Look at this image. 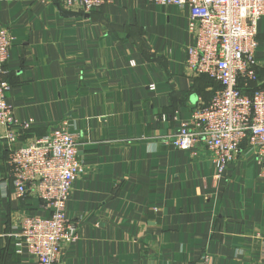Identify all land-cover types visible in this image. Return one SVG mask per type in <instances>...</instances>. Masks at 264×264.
Wrapping results in <instances>:
<instances>
[{"label": "crops", "instance_id": "crops-1", "mask_svg": "<svg viewBox=\"0 0 264 264\" xmlns=\"http://www.w3.org/2000/svg\"><path fill=\"white\" fill-rule=\"evenodd\" d=\"M63 11L71 10L57 0H0L16 137L0 145V264L28 260L15 234L26 215L45 214L37 194L15 196L11 149L63 123L77 136L84 172L67 206L78 239L63 243L61 264H201L206 256L264 264V178L254 149L245 143L219 175L209 149L169 141L219 88L186 64L188 9L112 0L75 11L82 15ZM258 43L264 82V17Z\"/></svg>", "mask_w": 264, "mask_h": 264}, {"label": "built area", "instance_id": "built-area-1", "mask_svg": "<svg viewBox=\"0 0 264 264\" xmlns=\"http://www.w3.org/2000/svg\"><path fill=\"white\" fill-rule=\"evenodd\" d=\"M57 1L71 11L90 12L112 0ZM147 1L188 9V29L194 42L187 48L186 64L219 84L211 99L181 122L170 143L183 150L206 147L214 154L219 175L247 143L254 149L264 178V82L257 72L258 25L264 17V0ZM11 46L8 31L0 27V145L16 140L11 131L14 109L8 103L12 85L5 77ZM9 164L15 196L23 199L35 193L45 211L20 221L17 246L28 255L20 264H61L63 243H74L79 232L77 221L67 215L73 185L84 172L77 136L63 123L25 146L11 149ZM201 264L212 263L206 256Z\"/></svg>", "mask_w": 264, "mask_h": 264}, {"label": "water", "instance_id": "water-1", "mask_svg": "<svg viewBox=\"0 0 264 264\" xmlns=\"http://www.w3.org/2000/svg\"><path fill=\"white\" fill-rule=\"evenodd\" d=\"M64 15H82L83 13L81 12H75V11H63Z\"/></svg>", "mask_w": 264, "mask_h": 264}, {"label": "trees", "instance_id": "trees-1", "mask_svg": "<svg viewBox=\"0 0 264 264\" xmlns=\"http://www.w3.org/2000/svg\"><path fill=\"white\" fill-rule=\"evenodd\" d=\"M257 72H258L259 78L262 80V77L260 75L259 69L257 70Z\"/></svg>", "mask_w": 264, "mask_h": 264}]
</instances>
